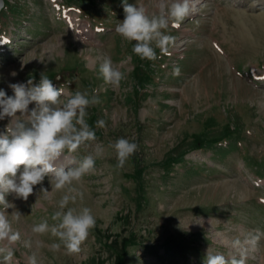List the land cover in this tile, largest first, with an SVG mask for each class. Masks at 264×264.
<instances>
[{"label":"rangeland","instance_id":"obj_1","mask_svg":"<svg viewBox=\"0 0 264 264\" xmlns=\"http://www.w3.org/2000/svg\"><path fill=\"white\" fill-rule=\"evenodd\" d=\"M141 2L151 8V0ZM6 4L0 11V89L12 95L9 83H38L45 72L56 87L96 90L100 99L87 110L97 140L74 155L83 157L95 143L105 154L83 178V200L72 205L91 208L96 227L78 254L42 248V264H204L208 248L226 253L233 238L264 232L261 0H195L196 11L169 30L176 37L170 55L157 49L155 61L141 60L131 51L134 42L115 33L123 0ZM83 21L93 38L80 35ZM104 56L125 73L118 88L99 76ZM6 123L0 121V131ZM121 137L137 143L138 151L117 169L108 145ZM40 187L28 201H13L24 215L14 225L21 233L14 264H26L30 226L52 223L63 195L52 191L33 205ZM43 187L51 191L47 179ZM39 239L55 242L50 234ZM246 264H264V238L248 250Z\"/></svg>","mask_w":264,"mask_h":264},{"label":"clouds","instance_id":"obj_2","mask_svg":"<svg viewBox=\"0 0 264 264\" xmlns=\"http://www.w3.org/2000/svg\"><path fill=\"white\" fill-rule=\"evenodd\" d=\"M195 11V0H151V8L141 0L132 4L123 0L124 19L118 21L114 30L123 40L134 42L131 49L134 55L155 61L160 58L157 49L163 55H170L176 37L169 30L179 29ZM98 72L112 88L120 87L125 79V73L109 56L103 57ZM178 73L179 68H175L174 74ZM8 87L12 95L0 89V121L7 119L0 131V264H14L21 243V233L14 225L24 215L13 201H28L37 185L41 187L35 193L37 199L33 205L41 199L48 200L52 191L63 195L51 214L52 223L44 219L30 226V235L23 241V246L30 250L26 264H42L40 250L44 247L52 252L63 248L66 254H78L96 227V217L91 208L72 205L83 200V178L95 171L96 161L103 158L105 147L95 143L92 151L83 157L77 159L74 154L97 140L86 118L88 108L99 104L100 99L96 90L89 94L56 87L45 72L40 74L38 83L30 78L26 83H9ZM97 126L104 127L105 121L99 120ZM108 148L115 153V167L123 169L138 151V144L121 137ZM45 179L51 191L43 187ZM9 196L12 200L7 199ZM46 234L55 238V242L45 245L39 237ZM261 238L264 232L254 229L233 238L226 253L208 248L204 264H246L248 250L255 249Z\"/></svg>","mask_w":264,"mask_h":264},{"label":"bare ground","instance_id":"obj_3","mask_svg":"<svg viewBox=\"0 0 264 264\" xmlns=\"http://www.w3.org/2000/svg\"><path fill=\"white\" fill-rule=\"evenodd\" d=\"M238 1H243V0H238ZM261 2H262V5H264V0H261ZM73 23H74V21H73ZM94 32L95 31L92 30V28L90 27V25L87 22L83 21L79 24V33L81 36H83V39L84 38L85 39L93 38L95 36Z\"/></svg>","mask_w":264,"mask_h":264},{"label":"trees","instance_id":"obj_4","mask_svg":"<svg viewBox=\"0 0 264 264\" xmlns=\"http://www.w3.org/2000/svg\"><path fill=\"white\" fill-rule=\"evenodd\" d=\"M152 78H153L152 75L149 76V79H150V80H151ZM93 117H94V116H92L91 114H88V117L86 118L87 121L89 120L88 123L90 124V126H93V125H92V124L94 123V122H93ZM230 135H231V134H229V133H228V135L226 134V136L224 137V140L229 139V138H230ZM196 139H197V141H201V138H197V137H196ZM218 141H220V139L215 140L214 142L217 143ZM221 141H222V140H221ZM168 249H169V247H168Z\"/></svg>","mask_w":264,"mask_h":264},{"label":"water","instance_id":"obj_5","mask_svg":"<svg viewBox=\"0 0 264 264\" xmlns=\"http://www.w3.org/2000/svg\"><path fill=\"white\" fill-rule=\"evenodd\" d=\"M4 4H5V0H0V10L3 8Z\"/></svg>","mask_w":264,"mask_h":264}]
</instances>
